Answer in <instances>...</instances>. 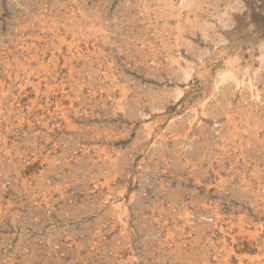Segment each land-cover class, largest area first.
I'll return each mask as SVG.
<instances>
[{"label": "rangeland", "instance_id": "374dc122", "mask_svg": "<svg viewBox=\"0 0 264 264\" xmlns=\"http://www.w3.org/2000/svg\"><path fill=\"white\" fill-rule=\"evenodd\" d=\"M0 264H264V0H0Z\"/></svg>", "mask_w": 264, "mask_h": 264}]
</instances>
